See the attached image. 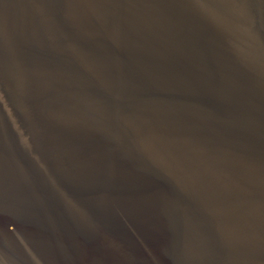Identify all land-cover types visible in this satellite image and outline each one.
Instances as JSON below:
<instances>
[{"label":"water","instance_id":"water-1","mask_svg":"<svg viewBox=\"0 0 264 264\" xmlns=\"http://www.w3.org/2000/svg\"><path fill=\"white\" fill-rule=\"evenodd\" d=\"M0 264H264V0H0Z\"/></svg>","mask_w":264,"mask_h":264}]
</instances>
